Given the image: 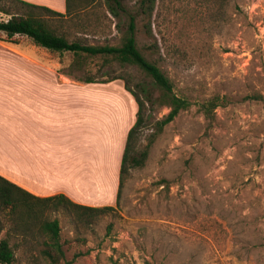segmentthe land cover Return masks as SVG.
<instances>
[{"label":"rangeland","instance_id":"rangeland-1","mask_svg":"<svg viewBox=\"0 0 264 264\" xmlns=\"http://www.w3.org/2000/svg\"><path fill=\"white\" fill-rule=\"evenodd\" d=\"M139 2L123 0L127 12L119 18L104 2L96 5L82 16L85 23L73 22L70 39L121 47L135 16L138 49L192 106L157 133L145 166L130 169L119 202L114 193L120 173L110 172L112 212L77 222L70 211H47V219L62 228L63 264H264V0H230L222 12L200 0H158L154 39L145 33L149 18ZM9 19L0 12V22ZM15 40H0V62L18 64L0 67V73L20 74L28 59L55 60L58 72L69 71L75 60L37 48L27 37ZM104 61L88 59L73 73L125 81L74 86L94 92L91 115L102 116L103 136L112 146L137 117L136 101L123 85L142 98L147 92L156 99L160 92L137 66ZM216 98H226V106L207 116L203 106ZM148 106L140 150L170 113L158 103ZM40 241L12 236L15 264H34Z\"/></svg>","mask_w":264,"mask_h":264},{"label":"crops","instance_id":"crops-1","mask_svg":"<svg viewBox=\"0 0 264 264\" xmlns=\"http://www.w3.org/2000/svg\"><path fill=\"white\" fill-rule=\"evenodd\" d=\"M21 1L67 13V0ZM28 61H21L20 74L0 73V176L39 198L64 195L87 207L110 205V172L120 173L136 119L111 146L103 136L102 116L91 115L94 92L74 86L97 84L59 73L55 60ZM17 65L0 62V67ZM137 109L136 103V115Z\"/></svg>","mask_w":264,"mask_h":264},{"label":"trees","instance_id":"trees-1","mask_svg":"<svg viewBox=\"0 0 264 264\" xmlns=\"http://www.w3.org/2000/svg\"><path fill=\"white\" fill-rule=\"evenodd\" d=\"M157 1L140 0L139 2L142 14L149 18V26H145V33L150 39L155 38L151 20ZM200 1L206 6H213L217 12L224 11L230 2V0ZM103 2L108 6L109 13L114 18H119L121 12H127L123 0H67L66 14L21 0H0V12L10 17L9 20L0 22V34L5 37L2 38L0 35V40L16 44V37H27L39 48L62 55L72 54L75 60L71 64V71H59V73L73 76V79L84 84L125 81L122 76H114L102 81L95 76H86L85 78L75 76L73 69L81 71L86 60L97 57H105V64L117 61L123 66H137L152 80L160 92L156 99L152 93H147L146 90L145 97L142 98L132 90L127 82L125 83V89L135 98L138 111L136 122L127 137L121 164L117 195L119 202L130 169H141L145 166L149 149L156 140L157 133H161L165 126L178 117L181 111L189 110L192 105L186 99L173 93L174 86L170 78L138 49L135 16L130 15V23L121 47L93 46L81 39L74 41L70 39L68 30L73 22L81 24L82 16H89V10L96 5L100 6ZM96 17L99 20L97 14ZM82 23L85 21L83 20ZM258 99L262 100L263 98L258 97ZM226 101V98H216L204 105L205 114L209 116L219 106H226ZM150 103H158L159 107L166 106L170 108V113L157 123L158 132L150 136L148 145L140 150L139 132L148 124V105ZM59 209L70 211L77 222L96 219L114 210L111 206L92 208L76 204L64 195L39 198L0 176V264L16 263V249L10 244L11 237L14 235L21 236L26 241L41 238V241L35 246L36 257L32 259L34 264H63L66 261V251L60 222L57 219L50 220L46 217L47 211ZM3 232L6 234L5 238H1ZM145 264L152 263L146 261Z\"/></svg>","mask_w":264,"mask_h":264}]
</instances>
